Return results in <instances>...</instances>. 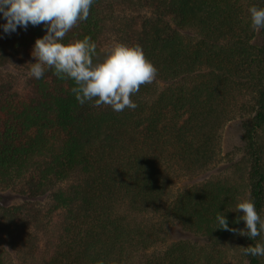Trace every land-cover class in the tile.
<instances>
[{"label":"trees","instance_id":"16d2710c","mask_svg":"<svg viewBox=\"0 0 264 264\" xmlns=\"http://www.w3.org/2000/svg\"><path fill=\"white\" fill-rule=\"evenodd\" d=\"M251 6L264 0H94L65 42L138 44L157 69L122 112L80 105L54 69L30 75L43 26L2 34L0 190L23 200L0 202V264H264L243 254L264 232L251 240L215 219L243 229L229 209L244 198L264 219V29ZM240 115L230 172L176 188L218 165L223 127ZM171 222L205 242L165 244Z\"/></svg>","mask_w":264,"mask_h":264},{"label":"clouds","instance_id":"9594fccd","mask_svg":"<svg viewBox=\"0 0 264 264\" xmlns=\"http://www.w3.org/2000/svg\"><path fill=\"white\" fill-rule=\"evenodd\" d=\"M93 3L94 0H0V30L10 35L18 29L27 30L29 25L43 26L44 34L32 46V77L39 80L46 67L54 69L58 78L74 81L71 93L80 105L94 101L96 106L108 105L115 112L135 110L138 105L131 97L157 75L140 45L116 40L98 50L90 36L65 42L77 22L88 19ZM248 12L254 29H264V8L251 6ZM229 210L240 212L237 220H242L245 227H230L225 214L218 211L215 219L219 228L251 240L264 232V219L251 198L238 200ZM243 254L264 256V244L244 247Z\"/></svg>","mask_w":264,"mask_h":264},{"label":"rangeland","instance_id":"374dc122","mask_svg":"<svg viewBox=\"0 0 264 264\" xmlns=\"http://www.w3.org/2000/svg\"><path fill=\"white\" fill-rule=\"evenodd\" d=\"M2 34V30H0V35ZM2 69L8 72H16V69H14L10 65L4 66ZM242 121H247V116H236L234 119L228 121L223 127L221 136V150L219 154L221 159L218 165L214 169L206 171L195 177L181 178L176 184V188L181 189L184 186L198 183L207 177L214 176L216 174L227 175L230 172L231 167L227 168V160H230V158L236 159L243 153V146L241 141ZM0 191L2 195L0 202L5 205L17 204L22 202L23 200L22 197L14 195L9 190ZM176 240H187L195 244H203L205 242V239L202 235L186 231L182 229L177 222H171L166 230L165 244H169Z\"/></svg>","mask_w":264,"mask_h":264}]
</instances>
